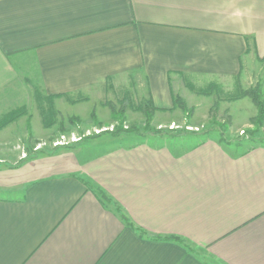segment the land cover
Listing matches in <instances>:
<instances>
[{
    "label": "crops",
    "instance_id": "1",
    "mask_svg": "<svg viewBox=\"0 0 264 264\" xmlns=\"http://www.w3.org/2000/svg\"><path fill=\"white\" fill-rule=\"evenodd\" d=\"M260 61L264 0H0V117L28 106V86L80 114L130 82L170 110L177 86L229 85ZM207 134L0 164V264H264V144Z\"/></svg>",
    "mask_w": 264,
    "mask_h": 264
},
{
    "label": "rangeland",
    "instance_id": "2",
    "mask_svg": "<svg viewBox=\"0 0 264 264\" xmlns=\"http://www.w3.org/2000/svg\"><path fill=\"white\" fill-rule=\"evenodd\" d=\"M252 70H255L254 73H250L246 79L240 75L231 84L221 85V93L216 91L211 95H201L188 86H177V94L173 93V99L179 96L184 105L179 107L180 104L174 101L170 110L158 107V110H153L154 116L149 125L146 123L145 107H140V104H144L151 95L130 82L106 86L105 90L96 88L95 97L79 109L80 114L76 111L67 112L55 105V112L50 119L52 123L49 121V125L43 122L41 112L47 108L48 101L42 97L44 94L40 86H28V106H21L26 109L28 120L13 125L11 132L0 137V156L4 157L0 164L33 160L60 148L85 147L98 137L136 136L146 139L152 136H171L173 142H182V134L187 137V132H207L208 137H222L225 144L238 150L263 144L264 121L259 124L253 121L258 110L251 98L229 100L225 95L236 86L249 88L256 86L259 81L264 82V62L260 61ZM211 82V78H207L204 84L199 85L205 86ZM76 99L78 101L75 103L88 100L86 97ZM115 112L119 115L114 116ZM118 128L122 129L113 135Z\"/></svg>",
    "mask_w": 264,
    "mask_h": 264
},
{
    "label": "trees",
    "instance_id": "3",
    "mask_svg": "<svg viewBox=\"0 0 264 264\" xmlns=\"http://www.w3.org/2000/svg\"><path fill=\"white\" fill-rule=\"evenodd\" d=\"M239 76L240 75H237L236 77L238 78ZM186 84H187L189 89H191V90H193V91H195L201 95H211L216 91H218L220 93L222 92V89L220 88L221 85L217 82H214V81L209 83L208 85H205V86H197L194 83L189 82V81ZM263 86L264 85L261 81H259V83L256 86H254V87L252 86L249 88H243L241 85H239V86H236L235 89H233L232 91L226 93L225 95H226V98H228L229 100H235V99H241L244 97H250L252 102L256 105L257 110H258L257 115L252 119H253V121H255V124H259V123H262L264 121V88H263ZM37 94L40 96V93H37ZM42 97L46 98V100L48 101V106H47L48 109L44 108L41 112L42 116L44 117L43 122L46 123V125H49L52 123L50 121V119L53 117L52 114L55 112V111L53 112V110L55 108L54 100H55L56 95H43ZM70 100L74 103L76 101H78V99H74V98H72ZM174 101L177 105L180 104L179 107H182V105H184L179 96L174 97ZM111 106L114 107L113 104H111ZM133 106H135V104ZM140 107H142V108L145 107V110H146L145 113L147 116V122L146 123H147V125H149V123L152 121L153 116H154L153 110L156 111L159 108L157 106H155L152 97L148 98V100L144 104H140ZM136 109H138V108H136ZM148 109H150V111ZM26 113H27L26 109L24 107H21V108L13 109V110L3 114L0 117V129H2L6 125L10 124L11 122L17 120L19 117H21L22 115H24ZM117 114L118 113H116V112L113 113L114 116H117ZM49 121L51 123L48 124ZM119 129L121 130L122 128H118L112 134L116 135L118 133ZM220 141L224 142V138L221 137ZM263 144H264V142H263ZM96 193L105 202H111V199L103 190L98 189V190H96ZM116 208H117V210H119L118 206ZM123 218L125 220V216H123Z\"/></svg>",
    "mask_w": 264,
    "mask_h": 264
}]
</instances>
